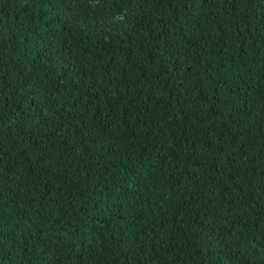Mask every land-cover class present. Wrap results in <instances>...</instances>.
<instances>
[{"label":"trees","instance_id":"1","mask_svg":"<svg viewBox=\"0 0 264 264\" xmlns=\"http://www.w3.org/2000/svg\"><path fill=\"white\" fill-rule=\"evenodd\" d=\"M0 264H264V0H0Z\"/></svg>","mask_w":264,"mask_h":264}]
</instances>
